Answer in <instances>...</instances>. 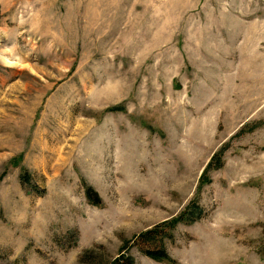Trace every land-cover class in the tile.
I'll list each match as a JSON object with an SVG mask.
<instances>
[{"label": "rangeland", "instance_id": "rangeland-1", "mask_svg": "<svg viewBox=\"0 0 264 264\" xmlns=\"http://www.w3.org/2000/svg\"><path fill=\"white\" fill-rule=\"evenodd\" d=\"M263 248L264 0H0V264Z\"/></svg>", "mask_w": 264, "mask_h": 264}, {"label": "trees", "instance_id": "trees-1", "mask_svg": "<svg viewBox=\"0 0 264 264\" xmlns=\"http://www.w3.org/2000/svg\"><path fill=\"white\" fill-rule=\"evenodd\" d=\"M216 160L220 161V154H216L211 158L210 162L206 166L205 171L210 169L212 166V163ZM94 197L96 199L95 200L96 202H94V203L98 204L100 201L99 198H97L96 196H94ZM196 210H197V212H193V210H192L189 212V214H188V212H186V214L188 215L187 217H183L185 215H181V216L175 218V220H173L169 224L174 226L178 222L185 221V222L190 223V222L197 220V218H199V216H200L201 209H199V207H197ZM161 228L162 227H159L158 229H161ZM157 231H158L157 229L149 230V231L141 234L142 236L141 235L140 236L144 237V239H150V240L154 241L153 238L150 236H154L157 233ZM263 251H264V248H263ZM121 253H123V250ZM121 253L110 264H134V262L130 256H127L124 253L123 254H121ZM143 254L146 255L147 257H150V258L155 259V260L169 261V257H168V255H167V253L163 247L158 248V249H145L143 251Z\"/></svg>", "mask_w": 264, "mask_h": 264}]
</instances>
